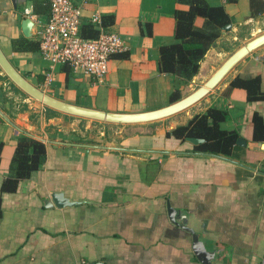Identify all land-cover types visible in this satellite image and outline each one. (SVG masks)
<instances>
[{"label": "crops", "instance_id": "obj_1", "mask_svg": "<svg viewBox=\"0 0 264 264\" xmlns=\"http://www.w3.org/2000/svg\"><path fill=\"white\" fill-rule=\"evenodd\" d=\"M203 1L228 16L219 35L246 26L251 37L264 31V0ZM25 7L46 19L48 0H0V48L43 92L113 112L172 102L177 78L159 70L158 49L177 41L174 12L187 9L188 0H86L80 26L97 14L123 43L101 81L64 63L50 65L37 50V25ZM193 19L204 26L203 16ZM213 48L192 75L203 77L198 85L227 57L213 59ZM234 77L248 85L228 86ZM11 85L19 88L0 69V111L8 119L0 120V264H203L185 227L212 253L208 264H264V44L179 120L122 123L118 141L86 139L71 121L86 117L59 110L46 115V105L27 93V105L13 110ZM178 86L179 97L191 91ZM209 105L225 110L219 127L243 139L229 156L196 150V143L168 133ZM26 137L43 142L44 156L27 176L16 177L11 157ZM51 192L66 202L55 206Z\"/></svg>", "mask_w": 264, "mask_h": 264}, {"label": "trees", "instance_id": "obj_2", "mask_svg": "<svg viewBox=\"0 0 264 264\" xmlns=\"http://www.w3.org/2000/svg\"><path fill=\"white\" fill-rule=\"evenodd\" d=\"M197 15L205 18L204 26L197 27L193 24V18ZM228 22V16L221 6H209L203 0H188L187 9L175 10L173 36L177 41L161 44L157 60L159 70L173 73L177 78L176 87L169 97L170 101L179 98L178 85L189 82L192 75L196 73L206 50L214 43L221 28ZM79 32L84 36H94L97 31L92 28L90 22H87L79 26ZM236 85L246 87L248 84L234 77L228 86ZM24 107L25 102H22L20 108ZM56 112L58 111L45 106L46 115ZM224 117L223 108L209 105L203 111L191 115L185 123L176 124L168 133L180 139L186 136L202 138V141L193 145L194 149L229 156L235 147L236 132L219 127L218 123ZM43 156L42 141L32 137L19 140L11 157V168L16 177L27 176L30 170L41 164ZM9 182V180L4 181L6 184Z\"/></svg>", "mask_w": 264, "mask_h": 264}, {"label": "built area", "instance_id": "obj_3", "mask_svg": "<svg viewBox=\"0 0 264 264\" xmlns=\"http://www.w3.org/2000/svg\"><path fill=\"white\" fill-rule=\"evenodd\" d=\"M85 1L48 0L49 10L44 21H39L29 7L23 13L36 23L37 50L50 65L64 63L101 81L109 57L120 51L123 43L115 30L100 22L97 14L89 17L96 34H80V10Z\"/></svg>", "mask_w": 264, "mask_h": 264}, {"label": "water", "instance_id": "obj_4", "mask_svg": "<svg viewBox=\"0 0 264 264\" xmlns=\"http://www.w3.org/2000/svg\"><path fill=\"white\" fill-rule=\"evenodd\" d=\"M228 24L224 27L226 28ZM264 44V31L251 37L243 44L239 45L234 49L220 64L219 66L203 81L202 84L198 85L196 88L191 90L189 93L185 94L178 99L155 109L134 111V112H113L104 111L101 109H95L90 107H85L73 103H69L60 99H57L26 80L17 70L11 65L7 57L4 55L0 48V69L7 75V77L22 91L27 93L30 97L38 100L42 104L51 107L53 109L63 111L65 113L78 115L86 118L113 122V123H142L160 119L162 117L171 115L188 105L194 103L208 90L214 87L217 82L223 77V75L244 55L252 51L256 47ZM0 116L8 120L7 117L0 111ZM191 143H197L202 141V138L186 136L185 137ZM236 143H243V139L237 137L235 139ZM207 154H214L207 152ZM50 198L55 206H61L66 202L63 195L60 192H51ZM47 201V200H45ZM75 201L67 200V203L71 204ZM47 204V202H45ZM190 234L192 240V248L197 259L203 264H208L209 257H211V252L207 251L202 243V241L197 237L195 231L189 227H185ZM95 264V263H90Z\"/></svg>", "mask_w": 264, "mask_h": 264}, {"label": "rangeland", "instance_id": "obj_5", "mask_svg": "<svg viewBox=\"0 0 264 264\" xmlns=\"http://www.w3.org/2000/svg\"><path fill=\"white\" fill-rule=\"evenodd\" d=\"M249 28H252V27L246 26V30L243 27L242 28L240 27L239 31H236L235 35L233 34L234 32H231V33L226 32V33H223L222 35H219L214 40V43H213L214 48L212 50L213 52H210V55H212L211 57L215 59L218 56L219 60H221V58H223L225 55L228 56L234 49H236L239 45L245 42V36H244L245 34H247L246 36H248L246 37L247 40L251 38L252 35L251 34L249 35V32H248ZM226 73L223 75V77L226 75ZM202 78L203 77L193 78L192 76L191 79L189 80L190 82L186 83L187 89L192 90L195 87H197V85L200 83ZM219 81L217 82V84L219 83ZM210 89L208 91H210ZM10 91L12 95L13 110L21 106L22 102H24L23 99L29 98L28 95L24 91L19 90V88L17 89L13 87L12 85H11ZM205 95L206 94H204L202 97H204ZM30 99L31 101H35L34 98L32 97ZM200 100L201 99L199 98L194 103L175 112L174 114H171L168 117L170 118L175 117L176 120L177 119L179 120V118H182L184 115H186L188 111H190L193 107H195V105ZM25 105H27V102H25ZM71 121L73 122L74 127H77L82 133H84L83 136L87 137L86 139H89L88 137H95L96 135H103V137L107 138L108 140L118 141L120 139V135L123 134L120 131V127L122 123L106 122V121L95 120L91 118L90 119L84 118V119H79V120L76 118H73Z\"/></svg>", "mask_w": 264, "mask_h": 264}]
</instances>
